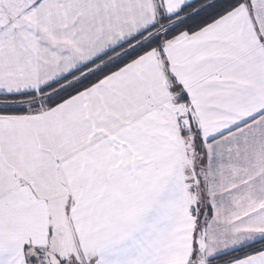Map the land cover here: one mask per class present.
I'll use <instances>...</instances> for the list:
<instances>
[{"label": "snow or ice", "instance_id": "6c2138e0", "mask_svg": "<svg viewBox=\"0 0 264 264\" xmlns=\"http://www.w3.org/2000/svg\"><path fill=\"white\" fill-rule=\"evenodd\" d=\"M0 264H264V0H0Z\"/></svg>", "mask_w": 264, "mask_h": 264}]
</instances>
